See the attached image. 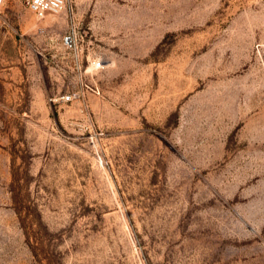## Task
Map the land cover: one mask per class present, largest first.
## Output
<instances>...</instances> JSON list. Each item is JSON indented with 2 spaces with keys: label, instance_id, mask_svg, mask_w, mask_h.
Here are the masks:
<instances>
[{
  "label": "rangeland",
  "instance_id": "rangeland-1",
  "mask_svg": "<svg viewBox=\"0 0 264 264\" xmlns=\"http://www.w3.org/2000/svg\"><path fill=\"white\" fill-rule=\"evenodd\" d=\"M27 1L0 0V264H264V0Z\"/></svg>",
  "mask_w": 264,
  "mask_h": 264
},
{
  "label": "built area",
  "instance_id": "built-area-1",
  "mask_svg": "<svg viewBox=\"0 0 264 264\" xmlns=\"http://www.w3.org/2000/svg\"><path fill=\"white\" fill-rule=\"evenodd\" d=\"M27 5L29 9L38 17L43 19L48 14H58L65 9L66 0H28ZM64 49L72 52L75 66L77 70L82 67V60L76 50V41L72 33H68L61 41ZM94 70L101 69L103 67L102 61L96 60L90 64ZM75 95L69 94L62 97V102H69Z\"/></svg>",
  "mask_w": 264,
  "mask_h": 264
}]
</instances>
